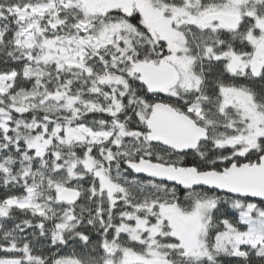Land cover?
Masks as SVG:
<instances>
[{"label":"snow or ice","instance_id":"snow-or-ice-1","mask_svg":"<svg viewBox=\"0 0 264 264\" xmlns=\"http://www.w3.org/2000/svg\"><path fill=\"white\" fill-rule=\"evenodd\" d=\"M0 264H264V0H0Z\"/></svg>","mask_w":264,"mask_h":264}]
</instances>
